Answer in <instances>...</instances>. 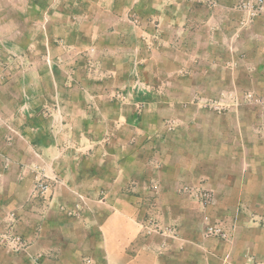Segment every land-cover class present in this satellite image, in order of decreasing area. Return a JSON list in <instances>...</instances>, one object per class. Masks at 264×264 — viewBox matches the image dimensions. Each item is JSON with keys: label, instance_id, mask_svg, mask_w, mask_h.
I'll return each mask as SVG.
<instances>
[{"label": "rangeland", "instance_id": "rangeland-1", "mask_svg": "<svg viewBox=\"0 0 264 264\" xmlns=\"http://www.w3.org/2000/svg\"><path fill=\"white\" fill-rule=\"evenodd\" d=\"M69 3L71 0H63L51 6L53 12H62L53 14L52 31L56 38L68 36L67 23L72 19H68L66 11L74 6L81 15L78 24L85 30L83 40L87 42L91 37L90 33L86 34L91 18L85 19V15L94 12L95 6L89 0H77L74 5ZM51 4L45 3V6ZM28 5V0H0V87L7 88H0V107L30 105L33 114L14 115L13 121L26 127L28 121H33L37 128L30 132L35 133L37 140L45 132L51 140L66 142L70 154L75 155L74 143L82 141L85 133L73 127L69 129V126L67 130L53 126L61 122L67 124V121L53 118L52 113L61 105L72 109L82 104L80 91L86 89L109 92L113 100L126 103L130 100L133 123L142 130L140 135L143 136V148H133L132 154L148 159L147 168L140 172L138 165L133 164V177L124 186L123 193H89L88 202L100 203L101 218L106 216L103 199L107 196L110 202L121 199L134 206L133 217L141 222L140 233L151 238L152 246H159L158 249L163 251L172 249L170 238H167L171 235H180L179 250L185 252L203 250L208 237L224 239L223 219L219 215L221 207L217 203L219 195L206 187L198 188L196 185L201 180L193 181L187 179L189 177L180 181L181 187L175 192V182L171 180L201 170L188 161L187 147L192 143L196 144V153L204 167L209 159L215 161L217 153L232 158L239 153V144L245 154L264 159V0H188L186 8L191 9L190 14L185 17L187 11L180 12L181 29L174 33L173 43L166 42L160 32L147 38L148 48L155 49L160 60L158 66L140 65L133 59L121 58L117 65L108 60L103 66L84 61L79 69L73 65L58 67V79L63 77L62 73H80L79 77L82 73L90 74L80 82H55L53 78L28 82L20 77L47 75L48 69L42 65L27 66L23 60L26 53L21 50L28 41L40 44L44 40L40 32L42 18L36 13L39 10L33 6L30 10ZM122 20H119L121 25H129ZM131 20L132 24L139 25L138 18ZM155 24L159 26L157 20ZM183 27L189 28L184 30ZM127 37L138 45V34L128 33ZM172 74L178 75L179 80L172 82ZM172 89L181 95L155 97L157 90ZM19 93L25 99L17 103L14 95ZM155 107L160 108V113L155 112ZM3 117L12 119L13 115L7 113ZM9 131L15 134V131ZM133 131L134 145L138 136L134 127ZM20 132L28 133L27 130L18 134ZM204 154H207L206 159ZM163 166L166 169L160 170ZM18 197L15 206L30 202L29 210L33 212H38L36 204H43L48 199L34 192ZM88 212L91 214L92 210ZM176 215L180 217V223L177 226L172 222L167 224V219ZM7 216L0 218V264H43L42 257L34 254L37 251L56 252L52 257L59 263L54 264H68V261L76 264L75 260L78 264H87L91 258L88 248L91 244L83 241L79 232L77 239L81 241H75L78 252L69 251L66 239L61 241L58 237L51 243L53 250H49V242L39 241L19 227L17 217ZM186 234L195 241L183 239ZM61 252L63 257L59 258ZM74 252L78 254L76 259L69 256Z\"/></svg>", "mask_w": 264, "mask_h": 264}, {"label": "crops", "instance_id": "crops-1", "mask_svg": "<svg viewBox=\"0 0 264 264\" xmlns=\"http://www.w3.org/2000/svg\"><path fill=\"white\" fill-rule=\"evenodd\" d=\"M62 1L28 0L30 10L34 7L39 10L36 13L42 18L40 32L44 35V40L40 44L28 41L21 50L26 53L23 60L27 66L48 67L47 75L20 76L28 82H36L39 78H53L55 82L85 81L90 74L82 73L79 77L80 73H62L63 77L60 79L57 76L59 66L73 65L79 69L84 61H94V65L103 66L110 60L113 65H117V60L122 58L133 59L140 65L158 66L160 60L156 50L148 48V36L160 32L166 42L173 43L174 33H179L181 29L180 12L187 11L184 14L187 17L191 11L186 8L188 0H89L95 6V11L85 15V19L91 18L90 27L86 31L91 37L85 42V30H81L82 27L78 24L81 15L74 6L66 11L68 19H72L67 23L68 36L55 37L51 25L55 18L53 14L60 15L62 12H53L51 6ZM76 1L71 0L69 4L74 5ZM49 2L52 4L45 6ZM135 17L138 18L139 25L132 24L131 19ZM120 19L129 25H121ZM203 19L205 22V15ZM156 20L159 26H156ZM128 33L139 35L138 45L126 38ZM121 50L124 52H120ZM161 56L164 57L163 53ZM178 80V75L172 74L171 81ZM0 88L7 89L3 86ZM155 92V97L159 98L181 95L173 89ZM80 94L82 104H77L72 109L61 105L52 113L53 118L67 121V124L61 122L60 125L53 126L60 130H67L69 126V129L73 127L85 133L82 141L74 143L75 155L70 154L66 142L51 140L45 136V132V137L37 140L35 133L30 132L37 128L33 121H28L27 127L13 121L14 115L33 114L30 105L20 108L16 105L9 109L10 106L7 109L0 107V218L6 215L17 217L19 227L39 238V241L49 242V250H53L51 243L58 237L61 241L66 239L69 251L78 252L75 241H81L77 239L79 232L78 236L91 244L88 247L91 258L87 264H264V159L245 154L239 144V153L232 158L221 157L217 153L215 161L209 159L204 167L201 157L196 153V144L188 145V161L194 162L195 167L201 170L188 176L181 174L172 178L171 181L175 182L173 190L178 191L180 181L189 177V180L203 181L201 184V181L197 183L198 188L206 187L219 195L217 203L221 207L219 215L223 219L221 227L225 238L208 237L203 250L192 249L185 252L179 250L180 235H171L167 238H170L172 249L163 251L158 249L159 246H152L151 238L140 233L138 226L141 222L133 217L134 206L121 199L110 202L107 196L103 199L106 210L103 214L106 216L101 218L98 210L100 203L88 202L89 193H123L124 186L133 177V164L138 165L142 172L147 168L148 159L132 154L133 148L141 149L139 147L143 136L140 135L142 130H138L133 123L130 100L127 103L113 100V95L105 91L86 89L81 90ZM23 96L21 93L14 95L17 103L25 99ZM154 110L160 113L159 107ZM6 112L12 113V119L3 117ZM133 127L138 136L134 145ZM9 130L15 131V134ZM22 130H27L28 133L18 134ZM188 136H191L189 132ZM206 156L204 154V159ZM164 169L165 166L160 170ZM41 177L49 181L51 187L45 194L48 199L43 204H36L39 213L29 210L30 202L15 206L19 201L18 195L32 194ZM55 177L58 179L55 180ZM6 202L11 204L8 206ZM89 210H92L91 214ZM179 220L180 217L176 215L167 219V224L172 222L177 226ZM183 239L195 241L188 234ZM55 253L37 251L34 254L42 257L43 264H54L59 263L52 257ZM58 256L62 258L63 253ZM69 256L76 259L78 254L74 252ZM75 262L78 264L77 260ZM67 263L71 264L69 261Z\"/></svg>", "mask_w": 264, "mask_h": 264}, {"label": "built area", "instance_id": "built-area-1", "mask_svg": "<svg viewBox=\"0 0 264 264\" xmlns=\"http://www.w3.org/2000/svg\"><path fill=\"white\" fill-rule=\"evenodd\" d=\"M54 179L57 180L58 177H55ZM50 187H51L50 182L43 180L42 178H39L36 182L34 193L45 195L47 191L50 189ZM17 244H19V241L17 242Z\"/></svg>", "mask_w": 264, "mask_h": 264}]
</instances>
